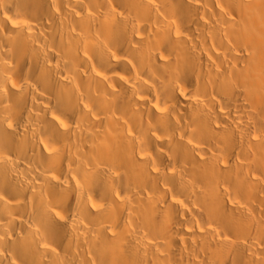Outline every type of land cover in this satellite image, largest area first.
<instances>
[{"label":"bare ground","instance_id":"bare-ground-1","mask_svg":"<svg viewBox=\"0 0 264 264\" xmlns=\"http://www.w3.org/2000/svg\"><path fill=\"white\" fill-rule=\"evenodd\" d=\"M0 264H264V0H0Z\"/></svg>","mask_w":264,"mask_h":264}]
</instances>
